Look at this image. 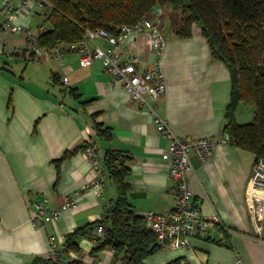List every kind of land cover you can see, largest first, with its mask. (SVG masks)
I'll list each match as a JSON object with an SVG mask.
<instances>
[{"label":"crops","instance_id":"crops-1","mask_svg":"<svg viewBox=\"0 0 264 264\" xmlns=\"http://www.w3.org/2000/svg\"><path fill=\"white\" fill-rule=\"evenodd\" d=\"M45 13L44 7L35 5L15 23L36 33L44 21L33 28V16L45 19ZM142 38L131 51L146 67L158 55ZM96 42L109 47L103 38ZM86 44L95 47L93 40ZM128 50L129 41H122L118 51L125 57ZM160 58L167 90L157 102V112L182 139L218 141L208 161L192 158L188 181L202 214L220 221L208 235L196 234L181 249L162 248L145 264H237L238 258L244 264H264V231L257 232L246 200L255 155L222 141L232 88L230 71L212 59L198 27L190 38L173 32ZM242 105L236 119L250 122L253 108L241 116ZM98 127L108 130L111 138H102ZM170 143L146 105L118 86L100 60L83 67L79 53L66 50L60 62L46 47L32 51L24 32L4 33L0 39V264H124L112 249L92 253L94 245L87 236L78 239L79 251L66 253L67 235L100 220L116 199V186L103 168L109 150L133 154L128 163V197L137 215L173 210L176 183L170 162L163 157ZM86 144L95 147L97 164L86 156ZM68 152L70 156L59 161ZM102 179L104 185L95 186ZM73 193H77L75 209L64 211L57 220L33 223L32 205L40 203L52 210ZM51 235L61 250L58 263L50 254Z\"/></svg>","mask_w":264,"mask_h":264},{"label":"trees","instance_id":"trees-1","mask_svg":"<svg viewBox=\"0 0 264 264\" xmlns=\"http://www.w3.org/2000/svg\"><path fill=\"white\" fill-rule=\"evenodd\" d=\"M46 1L51 5L45 13L51 27L38 39L39 45L46 48L81 42L87 30L98 28L118 35L122 25H133L158 8L181 11L182 26L175 35L190 38L194 27L200 28L212 59L224 63L230 71L232 88L225 111L223 137L228 136L227 142L232 146L252 152L255 160L264 158V0ZM240 103L252 105V121H237ZM97 131L102 138H111L108 130L98 127ZM68 156L70 152L59 161ZM132 159L129 151H107L103 168L116 186V199L100 220L67 235L63 247L66 253L79 251L78 239L88 236L98 225L104 226L105 235L92 253L109 248L124 264H145L147 257L162 249L157 235L147 226L145 216L137 215L129 202L127 177L130 173L128 163ZM217 242L222 243V240ZM168 264H177V261Z\"/></svg>","mask_w":264,"mask_h":264},{"label":"built area","instance_id":"built-area-1","mask_svg":"<svg viewBox=\"0 0 264 264\" xmlns=\"http://www.w3.org/2000/svg\"><path fill=\"white\" fill-rule=\"evenodd\" d=\"M35 5L44 7L46 11L51 9L46 0H0V39L4 33L24 32L28 37V47L34 52H40L39 37L50 30V25L45 17L38 32L31 33L29 29L21 28L15 23V18L30 12ZM161 10H155L151 16L143 17L133 25H122L120 33L114 35L109 30L98 28L87 30L84 39L78 43H60L48 48L50 55L60 62L63 61L66 50H74L79 53V62L83 67L92 66L94 61L100 60L103 68L110 73L118 86L124 88L130 96L146 105L153 114L158 131L171 141L169 148L163 157L170 162V175L176 183V205L173 210L166 212L149 211L145 215L147 226L157 235V242L163 249H181L190 244L193 236L208 235V231L220 220L217 217H205L200 208L194 203L189 188L188 171L193 168L192 158L196 157L200 162H206L211 157L218 141L212 138L202 137L194 140H185L177 136L170 128L167 120L157 112V102L166 95V83L162 72V60L160 58L166 47V39L156 24L161 17ZM159 20V19H158ZM146 38L149 48L158 55L157 59L146 67L140 66V57L133 54L131 49L138 46ZM105 39L109 47H102L96 40ZM93 40L95 47L92 49L86 43ZM128 40L130 50L125 57L118 51L122 41ZM68 76L63 78L68 82ZM228 136L222 141L227 142ZM86 156L97 164L95 147L88 145L84 150ZM104 180L96 182L95 186H103ZM77 193L65 196L63 203L52 210H47L42 204L32 205L33 223L45 224L57 220L64 211L75 209L78 206ZM246 200L250 216L258 233L264 231V158L256 159L253 171L246 190ZM105 228L98 225L87 237L93 242V247L103 239ZM50 254L58 262L60 248L55 235L49 237ZM185 264V263H182ZM237 264H244L238 258Z\"/></svg>","mask_w":264,"mask_h":264},{"label":"rangeland","instance_id":"rangeland-1","mask_svg":"<svg viewBox=\"0 0 264 264\" xmlns=\"http://www.w3.org/2000/svg\"><path fill=\"white\" fill-rule=\"evenodd\" d=\"M158 8V7H157ZM160 9V8H158ZM162 12L160 21L156 24L158 25L160 31L162 32V34L164 35V37L168 38L170 36H172V33L175 32L177 29H179L182 26V14L180 12H173L171 9H160ZM47 12V11H46ZM35 19L32 21V27L35 28V25L37 23L43 22L44 19L43 17H40L39 15H34L33 16ZM165 38V39H166ZM242 106L245 107H241V108H245V109H241V116L244 115H248L249 113V108L252 110V105L250 104H246L243 103ZM243 121H246L244 119L247 118H242ZM253 120V119H252ZM250 120V121H252ZM249 120H247L246 122H248ZM245 123V122H244Z\"/></svg>","mask_w":264,"mask_h":264}]
</instances>
